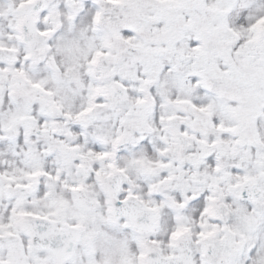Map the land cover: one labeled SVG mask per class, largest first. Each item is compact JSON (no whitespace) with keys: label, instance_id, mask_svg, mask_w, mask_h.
Instances as JSON below:
<instances>
[{"label":"snow or ice","instance_id":"obj_1","mask_svg":"<svg viewBox=\"0 0 264 264\" xmlns=\"http://www.w3.org/2000/svg\"><path fill=\"white\" fill-rule=\"evenodd\" d=\"M0 264H264V0H0Z\"/></svg>","mask_w":264,"mask_h":264}]
</instances>
